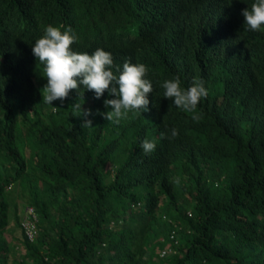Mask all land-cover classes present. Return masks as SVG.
<instances>
[{
    "label": "trees",
    "instance_id": "obj_1",
    "mask_svg": "<svg viewBox=\"0 0 264 264\" xmlns=\"http://www.w3.org/2000/svg\"><path fill=\"white\" fill-rule=\"evenodd\" d=\"M237 6L0 0V27L21 11L71 27L76 52H110L117 76L128 60L148 67L153 88L179 77L208 92L195 113L155 101L116 124L100 114L108 92L80 86L54 115L28 117L31 94L0 46V264H264V25L243 30ZM207 17L223 26L205 29ZM21 205L35 215L30 237Z\"/></svg>",
    "mask_w": 264,
    "mask_h": 264
},
{
    "label": "clouds",
    "instance_id": "obj_2",
    "mask_svg": "<svg viewBox=\"0 0 264 264\" xmlns=\"http://www.w3.org/2000/svg\"><path fill=\"white\" fill-rule=\"evenodd\" d=\"M235 3L238 4L236 20L243 30L258 31L264 25V0H235ZM222 26L221 19L207 17L205 29ZM63 27H53L45 22L32 24L21 11L14 21L0 27V46L8 59L18 66L19 75L25 80L26 89L31 94L28 108L34 109L28 117L35 113L45 117L46 112L54 115L55 110L60 108L55 107L53 101L63 103L69 92L80 86L93 91L95 99L108 92L112 98L104 101L107 111L100 114L106 121L116 124L127 118L129 112H147L148 105H155V101L173 110L182 108L195 113L198 103L208 95L202 79H194L191 86L184 89L180 78L173 77L153 88L147 77L148 67L128 60L124 62L122 70L117 69V76L112 71L113 57L110 52L102 48H97L91 54L74 51L72 45L78 37L71 27L61 31ZM220 38L226 40L225 37ZM32 69L36 70L35 75L30 74ZM25 73L30 74L35 82L29 83ZM72 107L80 113V117L92 115L91 110L83 109L80 103H73ZM192 118L195 120L199 117L193 115ZM81 127L92 128V120L85 119ZM177 135L178 130L173 128L171 137ZM161 138H165L164 132ZM155 147V143L147 139L141 143L146 154L154 151ZM26 208H30L31 213L27 214ZM28 215L35 219L31 206L24 205L19 224L22 225L24 220L30 221Z\"/></svg>",
    "mask_w": 264,
    "mask_h": 264
},
{
    "label": "built area",
    "instance_id": "obj_3",
    "mask_svg": "<svg viewBox=\"0 0 264 264\" xmlns=\"http://www.w3.org/2000/svg\"><path fill=\"white\" fill-rule=\"evenodd\" d=\"M26 213H27V214L31 213V212H30V208H26ZM24 222H25V223H24ZM22 226L24 227V231H25L26 235H27L28 237H30L31 234H32V232H33L31 222L28 221V220H24V221L22 222Z\"/></svg>",
    "mask_w": 264,
    "mask_h": 264
},
{
    "label": "rangeland",
    "instance_id": "obj_4",
    "mask_svg": "<svg viewBox=\"0 0 264 264\" xmlns=\"http://www.w3.org/2000/svg\"><path fill=\"white\" fill-rule=\"evenodd\" d=\"M180 176V173L177 172L175 173V177H178ZM18 205V204H17ZM23 208H24V205H21V211H20V214H19V217L21 218L22 214H23ZM162 213V211H159V215ZM25 223V222H24ZM9 227H11V225H9ZM7 238H9L8 236H6ZM14 255H16V253H14Z\"/></svg>",
    "mask_w": 264,
    "mask_h": 264
}]
</instances>
